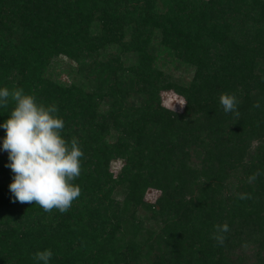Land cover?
Segmentation results:
<instances>
[{
  "label": "trees",
  "instance_id": "trees-1",
  "mask_svg": "<svg viewBox=\"0 0 264 264\" xmlns=\"http://www.w3.org/2000/svg\"><path fill=\"white\" fill-rule=\"evenodd\" d=\"M108 44L122 49L104 56ZM166 52L194 71L189 82L159 67ZM62 55L80 62L90 91L47 76ZM5 87L55 104L62 137L84 153L72 182L81 194L65 213L34 202L14 212L0 155V249L11 243V264H37L46 249L49 264H264V0H0ZM164 91L185 100L182 112L163 105ZM222 94L236 96L239 118ZM13 108L0 107V125Z\"/></svg>",
  "mask_w": 264,
  "mask_h": 264
},
{
  "label": "clouds",
  "instance_id": "clouds-1",
  "mask_svg": "<svg viewBox=\"0 0 264 264\" xmlns=\"http://www.w3.org/2000/svg\"><path fill=\"white\" fill-rule=\"evenodd\" d=\"M14 103L9 118L0 127L5 129L2 148L8 153L13 182L9 190L13 194V203H35L45 212L53 209L67 212L73 201L81 194L78 185L72 182L81 174L80 158L84 153L73 138L69 143L61 133L64 121L56 113L55 104H38L32 95H26L23 89L9 90L0 88V107ZM171 101H169L170 103ZM220 105L225 113H232L239 118L238 101L235 95L222 94ZM181 108L184 102L178 103ZM253 107H260L259 102ZM259 173H254L248 182H254ZM247 193L238 195V199H250ZM230 231L227 223L216 224L212 239L220 246ZM53 253L50 249L38 251L33 259L37 264H49Z\"/></svg>",
  "mask_w": 264,
  "mask_h": 264
},
{
  "label": "rangeland",
  "instance_id": "rangeland-1",
  "mask_svg": "<svg viewBox=\"0 0 264 264\" xmlns=\"http://www.w3.org/2000/svg\"><path fill=\"white\" fill-rule=\"evenodd\" d=\"M157 45H161V44H157ZM121 49H122L121 44H117V45L108 44L106 50L104 51V56L111 57V55H115L118 52V50L120 51ZM162 55L164 58L160 59L159 67L163 68L165 72L172 74L175 79H183L185 82H189L192 79V76L194 74V71L192 69L184 65L182 61L180 62L177 58L173 57L172 55H169V53L167 52L163 53ZM86 62L87 64L93 63V61H91L89 58L86 59ZM80 68H81L80 62L71 59L68 56L62 55L52 60L49 68L47 69V76L52 78L56 82H60L62 84L70 85V84L78 83L79 85L84 86L86 91H90L92 86H90L89 79L88 77H86L84 73H82L83 71L82 72L79 71ZM161 96H162L161 101L163 105L166 106L167 108L178 112H182L184 110L185 105L183 108H181L178 103L180 101H183L185 104V100L175 92L164 91L162 92ZM169 101L171 102L169 103ZM106 103L107 102H104L103 104L105 105ZM112 135L114 136L110 137L109 141L113 143L119 138V132L118 133L112 132ZM5 136H6V132L3 131L0 132V143H3V139L5 138ZM5 152L6 151L3 150L2 145H0V155L4 154ZM122 165H123V161L118 159L112 163L111 169L116 176L119 174ZM2 179H3V175L0 174V181H2ZM115 196L116 199H119L120 201L122 200V197L118 196L117 194H115ZM159 197H160V192L156 188L152 187L148 190L145 196V200L147 203L155 204L159 199ZM21 205L22 204L19 203L18 201L15 202L16 207L14 209V212L19 211V208H22ZM54 210L56 209H53V211ZM150 215L151 213L143 211L136 216V219L138 220L139 217H143L145 220H148ZM144 236L145 235L139 234L140 239L144 238ZM15 252L16 251H14V249L12 248L11 243L8 242L6 249L5 248L0 249V260H1V256H3L2 261H0V264H11V262L15 260L13 258ZM237 254H239L238 251Z\"/></svg>",
  "mask_w": 264,
  "mask_h": 264
}]
</instances>
